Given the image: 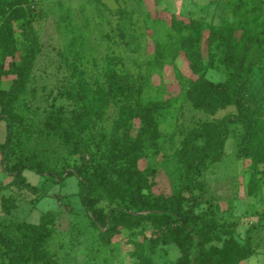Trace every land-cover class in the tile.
<instances>
[{"label":"rangeland","instance_id":"obj_1","mask_svg":"<svg viewBox=\"0 0 264 264\" xmlns=\"http://www.w3.org/2000/svg\"><path fill=\"white\" fill-rule=\"evenodd\" d=\"M246 1L31 0L24 5L0 0V25L8 19L15 32L13 49L0 50V115L1 99L16 78L14 65L25 54L26 20H31L39 42L27 86L13 108L31 132L18 137L8 166L32 157L65 177L25 169L27 181L40 191L13 185L0 146L2 228L22 242L29 234L23 224H47L36 251L17 264H188L184 232L177 233V241L150 219L132 227L120 225L108 240L104 232L109 225L96 221L81 199L79 173L67 175L71 169L85 174L92 170L102 143L114 133L121 108L135 107L140 100L156 118L159 133L154 141H146L134 166L155 172L146 195L174 198L185 137L204 122H223L238 112L220 89L227 78L224 31L249 15L251 27L264 31V0H250L248 6ZM252 4L258 15L250 11ZM242 33L238 29L235 35ZM254 47L250 62L257 67L264 63V45ZM193 49L195 60L187 55ZM113 71L122 85L117 96L108 79ZM258 95L247 93L264 127V103ZM230 127L221 156L209 161L199 177L195 210L212 203L218 221L233 223L239 240L256 226L257 249L240 264H264V161L253 166L250 157H239L244 127L238 122ZM141 129L142 120L135 116L118 133L137 139ZM6 140L7 123L0 119V144ZM111 173L121 175L118 169ZM97 206L109 217L115 204L103 196ZM227 225L205 244V251L225 244ZM5 250L0 245V263L8 260Z\"/></svg>","mask_w":264,"mask_h":264},{"label":"trees","instance_id":"obj_2","mask_svg":"<svg viewBox=\"0 0 264 264\" xmlns=\"http://www.w3.org/2000/svg\"><path fill=\"white\" fill-rule=\"evenodd\" d=\"M31 0H20L26 5ZM247 6L250 0L246 1ZM244 2V4H246ZM251 3H256L251 1ZM252 4L250 11L258 15L257 7ZM250 15L241 19L239 25L232 24L224 31L225 55L224 62L227 68V78L220 85V89L235 104L237 114L227 118L223 122H204L197 126L183 140L179 151V160L182 164L180 172V184L174 198L169 199L163 194L146 195L144 190L153 182L151 176L155 172H142L134 166L135 160L140 157L145 149L146 141H154L158 136L156 118L148 111L140 100L135 107L129 105L121 108L114 133L102 143L100 154L95 159L92 170L83 173L81 169H71L67 176L79 175V194L91 216L103 224L109 225L104 232L108 240L111 239L114 229L120 225L132 227L138 225L144 219H150L170 236L177 237L179 231L186 236V249L189 258L188 264H240L254 254L257 249L254 231L256 226L247 229L246 236L239 240L235 236L233 223L222 224L214 214L213 204L209 203L208 209L196 212L199 200L195 194L200 185L199 177L207 167V163L218 159L224 148V144L231 132V123H242V134L237 155L250 157L253 166L264 161L262 142L264 139V127L260 124L255 107L249 103L247 93L259 91V101L264 103V63L255 67L250 62L255 45H264V31L258 32L251 27ZM241 23V24H240ZM242 29L240 37L235 33ZM23 37L26 43L25 54L19 64L14 65L16 78L1 99L0 119L7 123V140L0 144L4 152V162L9 173L13 176L11 184L25 187L37 193L40 189L27 181L24 170L30 169L41 174L47 173L55 178H65L57 170L49 168L46 163L30 158L21 159L12 167L8 166L10 154L14 147L19 144V136L31 132L30 127L23 118L13 111L14 101L25 90L30 72L33 67L39 42L34 32L30 19L26 20L23 28ZM15 42V32L10 20L6 19L0 25V50L11 51ZM187 55L195 58V50L187 51ZM118 76V77H117ZM117 71L109 74L110 91L113 95H120L122 85ZM215 98L213 94L212 98ZM100 98H97V102ZM99 103V102H98ZM139 116L142 120L141 137L128 139L118 133L120 126ZM118 169L119 178L112 176L113 171ZM105 196L115 206L110 209L109 217L104 210L97 206L101 197ZM149 211L147 214L142 212ZM228 226L229 237L222 247L212 246L208 251L203 248L206 243L212 241L220 230ZM23 226L29 230L22 242L17 241L6 232L0 223V245L6 248L7 261L4 259L0 264H17L22 257L28 258L32 250L36 251L37 243L46 236L47 224L25 223ZM179 241V237L175 238Z\"/></svg>","mask_w":264,"mask_h":264}]
</instances>
